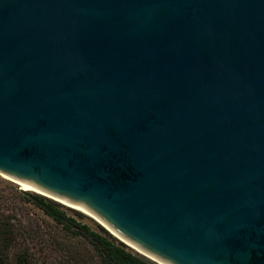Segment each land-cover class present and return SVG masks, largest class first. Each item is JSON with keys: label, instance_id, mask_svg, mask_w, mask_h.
Wrapping results in <instances>:
<instances>
[{"label": "water", "instance_id": "water-1", "mask_svg": "<svg viewBox=\"0 0 264 264\" xmlns=\"http://www.w3.org/2000/svg\"><path fill=\"white\" fill-rule=\"evenodd\" d=\"M0 174L161 264H264V0H0Z\"/></svg>", "mask_w": 264, "mask_h": 264}, {"label": "trees", "instance_id": "trees-1", "mask_svg": "<svg viewBox=\"0 0 264 264\" xmlns=\"http://www.w3.org/2000/svg\"><path fill=\"white\" fill-rule=\"evenodd\" d=\"M39 210L42 225L27 207ZM0 264H155L100 228L68 217L61 206L27 191L0 193Z\"/></svg>", "mask_w": 264, "mask_h": 264}, {"label": "rangeland", "instance_id": "rangeland-1", "mask_svg": "<svg viewBox=\"0 0 264 264\" xmlns=\"http://www.w3.org/2000/svg\"><path fill=\"white\" fill-rule=\"evenodd\" d=\"M13 191H26V190H23L20 188V186L15 183L14 181H12L11 179L3 176L0 174V193H6V194H10L12 193ZM29 193H33V192H30V191H27ZM36 194V193H35ZM46 199L48 200H51V201H54L56 203H58L60 206H61V209L66 213V215L68 217H71L73 219H75L78 223H82V224H85L87 225L90 229H92L93 231H96V232H99L100 231V228L104 229L105 231H107L100 223H98L94 218L86 215V214H83L81 213L80 211L78 210H75L73 208H69L61 203H59L58 201H55L53 199H50V198H47L45 197ZM27 211L29 213V216L31 218H33L36 222L44 225L45 222L44 220H47V218H45V216L37 209H35L34 207L32 206H28L27 207ZM108 232V231H107ZM109 233V232H108ZM110 234V233H109ZM111 235V234H110ZM114 239H116V241H118L119 243H122L121 241H119L117 238H115L113 235H111ZM123 244V243H122ZM130 252L136 254V255H139L140 257H143L145 258L146 260L150 261V262H153L151 261L150 259L142 256L141 254L135 252L134 250H132L131 248H129L128 246H126L125 244H123ZM155 263V262H153ZM157 264V263H155Z\"/></svg>", "mask_w": 264, "mask_h": 264}, {"label": "bare ground", "instance_id": "bare-ground-1", "mask_svg": "<svg viewBox=\"0 0 264 264\" xmlns=\"http://www.w3.org/2000/svg\"><path fill=\"white\" fill-rule=\"evenodd\" d=\"M8 178V177H7ZM10 179V178H9ZM12 180V179H11ZM12 181H14V180H12ZM15 183H17L19 186H20V188L21 189H23V190H26V191H30V192H33V193H38V194H41V195H45V194H43V193H40V192H38V191H36V190H34V189H32V188H30V187H27V186H25V185H23V184H21V183H19V182H17V181H14ZM46 197H49V198H51V199H54L55 201H58L59 203H61V204H63V205H65V206H67V207H69V208H73V209H75V210H78V211H80L81 213H83V214H86V215H88L87 213H85V212H83L82 210H80V209H78V208H76V207H73V206H71V205H69V204H66V203H64V202H62V201H59V200H57V199H55V198H52V197H50V196H48V195H45ZM88 216H90V215H88ZM90 217H92V216H90ZM93 218V217H92ZM95 219V218H94ZM96 220V219H95ZM98 223H100L98 220H96ZM101 224V223H100ZM111 235H113L115 238H117L119 241H121L123 244H125L126 246H128L129 248H131L132 250H134L135 252H137V253H139V254H141L142 256H144V257H146V258H148V259H150V260H152V261H154V262H156V263H158V264H161V263H159V262H157L156 260H154V259H152V258H150V257H148V256H146V255H144V254H142L141 252H139L138 250H136L135 248H133L132 246H130L129 244H127L126 242H124L123 240H121L118 236H116L113 232H111L108 228H106L103 224H101Z\"/></svg>", "mask_w": 264, "mask_h": 264}]
</instances>
